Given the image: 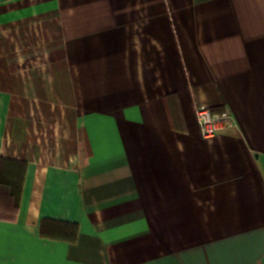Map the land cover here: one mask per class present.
I'll list each match as a JSON object with an SVG mask.
<instances>
[{"label": "crops", "instance_id": "obj_1", "mask_svg": "<svg viewBox=\"0 0 264 264\" xmlns=\"http://www.w3.org/2000/svg\"><path fill=\"white\" fill-rule=\"evenodd\" d=\"M0 159V264H264V0H0Z\"/></svg>", "mask_w": 264, "mask_h": 264}, {"label": "built area", "instance_id": "obj_2", "mask_svg": "<svg viewBox=\"0 0 264 264\" xmlns=\"http://www.w3.org/2000/svg\"><path fill=\"white\" fill-rule=\"evenodd\" d=\"M196 112L201 136L204 139H213L237 126L234 115L228 107L222 112H215L208 106H199Z\"/></svg>", "mask_w": 264, "mask_h": 264}, {"label": "trees", "instance_id": "obj_3", "mask_svg": "<svg viewBox=\"0 0 264 264\" xmlns=\"http://www.w3.org/2000/svg\"><path fill=\"white\" fill-rule=\"evenodd\" d=\"M4 162H6V161L0 159V164L4 163ZM14 164H16V163H14ZM22 166L24 168L25 164H22ZM22 183H23V179H21L19 183H15V181H13L12 178L0 180V189H2V190L5 189L7 193L10 192V190H11L10 195L13 196V198L16 202L15 203L16 208H18V201H19L18 196L20 195V191L22 189ZM52 222H54V221H52ZM69 227L73 228L74 225H69ZM77 230H78V228L76 227V231Z\"/></svg>", "mask_w": 264, "mask_h": 264}, {"label": "rangeland", "instance_id": "obj_4", "mask_svg": "<svg viewBox=\"0 0 264 264\" xmlns=\"http://www.w3.org/2000/svg\"><path fill=\"white\" fill-rule=\"evenodd\" d=\"M44 149L46 150V149H47V147H46V146H44Z\"/></svg>", "mask_w": 264, "mask_h": 264}]
</instances>
